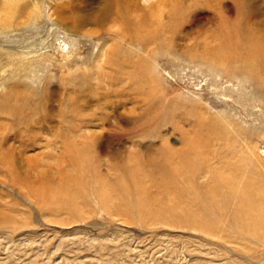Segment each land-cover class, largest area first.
Instances as JSON below:
<instances>
[{"label": "rangeland", "instance_id": "rangeland-1", "mask_svg": "<svg viewBox=\"0 0 264 264\" xmlns=\"http://www.w3.org/2000/svg\"><path fill=\"white\" fill-rule=\"evenodd\" d=\"M33 1L0 33V264H264V0Z\"/></svg>", "mask_w": 264, "mask_h": 264}, {"label": "bare ground", "instance_id": "bare-ground-1", "mask_svg": "<svg viewBox=\"0 0 264 264\" xmlns=\"http://www.w3.org/2000/svg\"><path fill=\"white\" fill-rule=\"evenodd\" d=\"M33 1V0H32ZM36 1V0H35ZM116 1H118V0H109V2L111 3V5H110V7L112 6V4L113 3H115ZM34 2V1H33ZM39 2V1H38ZM121 2V1H120ZM35 3V2H34ZM37 3V2H36ZM117 3H119V2H117ZM128 3H130V1L128 2ZM40 4V3H39ZM38 4V5H39ZM116 4V3H115ZM26 6H29V4H25ZM37 5V4H36ZM41 5V4H40ZM117 5V4H116ZM119 5V4H118ZM120 5H121V3H120ZM32 6V5H31ZM115 6V5H114ZM37 7V6H36ZM29 8V7H28ZM28 8H24V7H22L20 10H17L18 9V5H17V0H6L5 1V6L4 7H1L0 8V33L1 34H5V33H7V32H9V31H11V30H14V29H18V28H20L21 27V24H24L25 22H23L21 19H22V16H23V13H25V11L28 9ZM113 8V7H112ZM34 9V8H33ZM110 9V8H109ZM122 9V8H121ZM36 12H34V15L32 14H29L30 16L29 17H33V16H35V14L36 15H38V16H40L41 15V11H39V9H34ZM42 10V9H41ZM32 12V11H31ZM25 16V15H24ZM23 16V17H24ZM26 17V16H25ZM82 19V18H81ZM126 19V18H125ZM27 20V19H26ZM131 21V20H130ZM84 22V21H83ZM99 22V21H98ZM100 23V22H99ZM222 25H223V23H222ZM221 28H223V31H224V27L223 26H221ZM248 29V28H247ZM245 30V29H244ZM257 30V29H256ZM223 31H222V34H223ZM254 33V34H253ZM0 34V35H1ZM220 36V35H219ZM245 36H247V37H250V38H252V39H254V40H257V39H260V35H258L257 34V32L256 31H254V32H251V30H247V31H245ZM221 39H223L222 38V36H221ZM222 45H223V43H222ZM13 48V47H12ZM262 51H264V42H262L261 43V45H260V48L256 51V53H259L258 55H264V52H262ZM10 52V51H9ZM222 52H224V47H222L220 50H219V54L217 53L216 54V57L215 58H220L221 57V54H222ZM20 53V52H19ZM220 55V56H219ZM264 58H261V60L260 61H264L263 60ZM255 63L253 64L252 63V65L254 66V67H252V65H251V67L252 68H256V66L257 67H260V66H262L264 63H261V62H259V61H257V60H255L254 61ZM248 68H250V67H248ZM17 99V98H16ZM106 107V106H105ZM203 116V115H202ZM205 117V116H204ZM203 117V118H204ZM16 118V117H15ZM199 120V119H198ZM60 123V122H59ZM204 125V124H203ZM70 128V127H69ZM213 129V128H212ZM212 129H210V130H212ZM214 130V129H213ZM212 130V131H213ZM65 132L66 131H64V133L63 134H65ZM72 132H76V131H72ZM200 132V131H199ZM216 132V131H215ZM203 133V132H202ZM210 133V132H209ZM58 134H60V133H58ZM197 134H198V132H197ZM213 135L215 134L214 132L212 133ZM62 135V134H61ZM199 135V134H198ZM211 135V134H210ZM212 135V136H213ZM215 136V135H214ZM209 139V138H208ZM195 147V146H194ZM194 147H193V149H194ZM200 149V148H199ZM201 151V150H200ZM169 154H172V153H169ZM169 156V158H170V160H169V158H168V162H166L167 163V165H168V167H167V165L165 166L166 167V169H167V171H168V173L170 174L169 175V177H167V176H164V178H162V180H164V181H162L161 182V185H162V187L165 189V190H168L167 188H171V187H173V185H174V182L175 181H177L176 180V178L180 175V173H183L184 174V171L182 170V167H181V169L180 168H177V169H175V170H172V173L170 172V170L172 169V166H171V164H170V162H173V161H171V159H172V155H168ZM201 156H202V154H201ZM183 156H181V158H182ZM180 158V157H179ZM179 161V160H178ZM181 161V160H180ZM184 161V160H183ZM184 167V166H183ZM229 168V167H228ZM187 169V168H186ZM233 169V168H232ZM235 169V168H234ZM231 170V169H230ZM166 171V172H167ZM215 173V172H214ZM182 174V175H183ZM168 175V174H167ZM235 175V174H234ZM233 175V176H234ZM238 175V174H237ZM184 176H185V174H184ZM188 176V175H187ZM242 176V175H241ZM171 177V178H170ZM189 177V176H188ZM232 178V177H231ZM171 180V181H170ZM219 180V179H218ZM239 180H241V179H239ZM226 182H229V183H226ZM240 182V181H239ZM243 182V181H242ZM234 183V181H232L231 179H226V178H221V180H219V184L220 185H226V186H228V185H230V184H233ZM237 184V183H236ZM136 185L138 186V188H139V186H140V183L138 182V183H136ZM254 185V184H253ZM235 186V185H234ZM223 187V186H222ZM239 187V186H238ZM224 188V187H223ZM228 188V187H227ZM251 190H253L252 188H251V185H249V183H247L246 185H242V187H239V189H237V194H238V197L240 198V197H243V194L244 195H246V193H247V195H248V198H249V200H247V199H245L246 200V202H244V204H247V206H249V208L251 207V205H254L255 207V209H256V216H257V218L258 219H262V218H264V216L262 215V209L264 208L263 206H264V203L263 202H261L260 200H258L259 199V197L258 196H260V198H261V194L260 193H257V191L256 190H254V192L253 191H251ZM214 189V188H213ZM234 189V188H233ZM218 190V189H217ZM246 191V193H243V191ZM222 191H223V189H222ZM222 191H220V192H222ZM210 192V191H209ZM224 193V192H223ZM234 194V193H233ZM235 195H236V192H235ZM216 197V196H215ZM250 211V210H249ZM247 212H248V208L246 209V208H244L243 206H241V204H240V202H239V204H238V207H237V209L235 210V214H238V216L240 217V218H243L244 217V214H245V216H249L248 214H247ZM254 215V214H253ZM251 216V215H250ZM246 219V218H245ZM262 222V221H261ZM264 222V221H263Z\"/></svg>", "mask_w": 264, "mask_h": 264}]
</instances>
